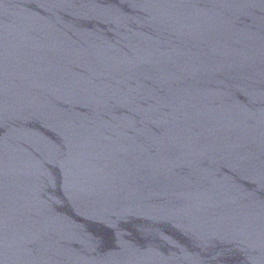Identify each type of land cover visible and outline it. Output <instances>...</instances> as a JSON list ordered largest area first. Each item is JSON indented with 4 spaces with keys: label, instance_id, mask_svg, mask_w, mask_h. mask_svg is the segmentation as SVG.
Here are the masks:
<instances>
[{
    "label": "water",
    "instance_id": "obj_1",
    "mask_svg": "<svg viewBox=\"0 0 264 264\" xmlns=\"http://www.w3.org/2000/svg\"><path fill=\"white\" fill-rule=\"evenodd\" d=\"M0 264H264V0H0Z\"/></svg>",
    "mask_w": 264,
    "mask_h": 264
}]
</instances>
